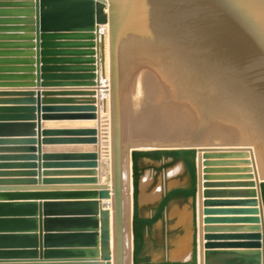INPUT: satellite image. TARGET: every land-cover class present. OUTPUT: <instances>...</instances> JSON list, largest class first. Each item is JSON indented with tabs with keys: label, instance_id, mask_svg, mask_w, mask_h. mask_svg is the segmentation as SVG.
<instances>
[{
	"label": "water",
	"instance_id": "obj_1",
	"mask_svg": "<svg viewBox=\"0 0 264 264\" xmlns=\"http://www.w3.org/2000/svg\"><path fill=\"white\" fill-rule=\"evenodd\" d=\"M21 1L28 15L33 16L32 8H37L36 35L29 38L36 39L39 67L54 65L44 67V75L38 70L42 87H77L81 91H74L75 95L90 97L84 102L62 104L65 106H42V92L36 94L38 114L79 113L65 119L77 121L65 123L72 130L56 132L74 137L63 140L66 146L61 150L69 154L57 157L64 162L45 163L44 168L79 169L64 173L81 178L67 180L72 184L59 188H8L75 191L69 199L78 201L46 202L41 206L39 219L46 234L40 235L47 249L45 257L63 255L85 262L102 261L96 264H126L125 199L129 182L124 172L130 157L132 264H199V243L205 264H210L211 256L218 257L220 264H264V0ZM26 22L34 21L30 18ZM107 25L109 90L97 82L96 66L98 48L102 78L106 81L105 33L100 35V27ZM62 64L68 66H58ZM29 71L33 72V68ZM28 78L33 80V76ZM98 90L110 93L113 153L108 184L98 179ZM39 123L0 121V135H34ZM21 143L34 144L35 140ZM211 152L240 153L246 159L251 153L247 164L252 176L251 181L220 186L234 190L214 192L210 190L211 183H204L205 227L199 240L197 158L200 162L229 156L208 154ZM179 161L184 164V171L178 175L181 184L173 185L167 171ZM35 168L34 163L0 164V169ZM38 177L41 183V172ZM144 178L145 194L153 197L146 203L142 200ZM203 179L209 178L206 175ZM213 195H239L235 196L239 200H213ZM96 200H110L112 210ZM173 210L178 211L180 221ZM158 224L162 225V249L168 256L165 260H155L156 252L162 255L161 246L154 245L155 252L151 251L146 239H153ZM214 224L248 226L227 230L211 228ZM183 247L190 250L189 258L177 253ZM52 249L63 251L49 252ZM220 254H234L236 258L227 261L225 257L219 259Z\"/></svg>",
	"mask_w": 264,
	"mask_h": 264
},
{
	"label": "crops",
	"instance_id": "obj_2",
	"mask_svg": "<svg viewBox=\"0 0 264 264\" xmlns=\"http://www.w3.org/2000/svg\"><path fill=\"white\" fill-rule=\"evenodd\" d=\"M21 0H0V84L17 83L19 86H0V121H22L34 120L36 124L34 135L29 134H1L0 135V164H36L35 169H0V264H86L102 261L85 262L81 258L64 257L63 255H52L50 258L45 257L44 242L40 234L45 235L44 224L40 223V213L42 205L46 202H75L78 200L69 199L75 191H24V190H9L8 188H40V186H49L51 188H59L61 186H70L65 184H72L67 180L77 177L76 175H66L64 172H74L79 169H56L44 168L45 163L64 162L58 161V155L64 156L65 151L61 148L66 145L63 140L74 137H66L59 135L56 132L64 130H72L65 127V123L70 124L71 120L66 118H73L74 114L79 113H55V112H37V92H42V106H65L62 104H75L73 102H84L87 98L80 95H75L74 91H81L77 87H42L43 81L38 78V70L41 69V74L44 75L43 68L46 66H54L53 64H41L39 67L38 51L36 39L31 40L30 35H36V10L34 6L33 16L28 15L25 11L28 9L20 6ZM33 19V24L27 23L29 19ZM32 28V29H28ZM61 40L59 42H65ZM71 42V41H70ZM98 42V41H97ZM31 44H35L32 47ZM97 51V74L99 76L97 82L104 85L105 80L102 78L101 64H100V50ZM65 58V57H59ZM70 64V63H69ZM58 66H68L62 64ZM33 68V72H30ZM30 76H33L31 80ZM28 78V79H27ZM33 85V86H24ZM84 89V88H83ZM90 90V88H86ZM98 92V91H97ZM106 94V93H105ZM103 92L97 93V105L101 111L104 105L102 98L107 99ZM92 98V97H91ZM46 104V105H43ZM98 117L101 121V116ZM107 112V111H106ZM103 110L101 111V115ZM99 183H110L112 179V168L109 160L106 162L102 158V126L99 127ZM50 132V133H46ZM25 140H35L34 144L21 143ZM25 148H35V151H26ZM45 148H52L45 151ZM33 156L34 159L26 157ZM45 156H53L45 160ZM61 160V159H60ZM101 165V166H100ZM42 173V181L40 183L38 174ZM47 173V174H46ZM201 176V175H199ZM221 177H212L210 182H235L233 179L226 181L220 179ZM202 180L199 177V192L197 194V217L199 226V240L202 233L203 225V192ZM239 182V181H236ZM8 189V190H7ZM214 192L220 190H234V188H214ZM223 192V191H221ZM71 194V195H70ZM25 196V197H23ZM38 196V197H33ZM239 195H213V200H239ZM29 198V199H28ZM33 198V199H32ZM35 198V199H34ZM66 198V199H63ZM128 196L126 197V199ZM99 201L104 208L110 205V200H96ZM129 202V201H128ZM128 210L126 208V264H132V230H131V207L130 202ZM33 205H36L35 207ZM127 205V204H126ZM250 207H212V209H245ZM180 213V212H179ZM182 213V212H181ZM174 217L177 216L178 211L173 210ZM180 215V214H179ZM185 215V214H184ZM59 216V215H53ZM149 216V215H148ZM187 217V216H186ZM214 217H228V216H214ZM230 217V216H229ZM244 217V216H239ZM45 218V216L43 217ZM57 218V217H54ZM178 218V216H177ZM179 216L178 221H180ZM202 218V219H201ZM175 219V218H174ZM186 219V218H185ZM36 221V224L33 222ZM114 218L113 213L110 215V249L114 252ZM160 225V226H159ZM240 226H248L246 224H227L211 225V228H226L227 230H238ZM53 232H62L61 229H53ZM162 225L158 224L153 231V239L147 236L148 249L155 252L154 245L161 246L162 255L155 253V260H165L162 246L164 245L162 236ZM155 238V239H154ZM44 248V249H43ZM154 249V250H152ZM50 250V249H49ZM160 250V249H158ZM160 250V251H161ZM62 249H52L49 252H62ZM220 251V250H219ZM222 251V250H221ZM235 251V250H227ZM34 253L37 257L34 258ZM44 253V255H43ZM190 250L185 247L184 252L180 255L189 258ZM199 264H205L204 257L201 255L199 243ZM203 258V259H202ZM211 256V260H215ZM227 261L236 258V255L230 254L225 257ZM88 259V258H87ZM101 258H99L100 260ZM202 260V261H201ZM221 262H218V264ZM217 264V263H214Z\"/></svg>",
	"mask_w": 264,
	"mask_h": 264
},
{
	"label": "rangeland",
	"instance_id": "obj_3",
	"mask_svg": "<svg viewBox=\"0 0 264 264\" xmlns=\"http://www.w3.org/2000/svg\"><path fill=\"white\" fill-rule=\"evenodd\" d=\"M105 54H106V66H105L106 81L104 83L107 84V83H109V75H108L109 54L107 51V47L105 48ZM104 94H105V96L106 95L108 96V92L104 91ZM104 100H106V110L101 108L103 110V114L101 115V119H100L101 120V126L103 129L102 130V138H103L102 145L104 144L103 145L104 147L102 146L103 148H105V143H104L105 142L104 135H105V131H106L105 125H106V123H108V121L105 119L106 118L105 116H107V113H108V110L110 107V99H108V98L105 99L103 97L102 98L103 105H104ZM228 154H229L228 158L212 157V158H208L206 160L203 159V161H200V162H199V160H197V162H199V163H197V167L199 166L198 169H199V175H201L200 177L204 178V176L207 175L209 178L208 181H204V179H203V181H204V182H202V188L203 189H205L203 186H204V183H206V182L209 184L210 183L212 184V187L210 188V190L214 189V188H223L220 186H223V184L225 182H210V181H212V177H215V178L221 177L220 179H223L225 181L227 179H230V180L233 179L232 181H235V182L236 181L245 182L248 180L251 181L250 177L252 176V173L250 172V166L247 164V160H249V159H246L244 157H240L241 156V155H239L240 153H228ZM102 158L105 159L104 160L105 162L107 160H109L110 164H112V162H111L112 158H111L110 154L108 153V151H106L105 149H103V151H102ZM204 163L207 165H205ZM127 166H128V164L125 163V168H126V171L128 173ZM202 167H205V168H202ZM204 171H207V173L204 174ZM147 182L149 183V179L147 180ZM179 183L177 182V184H179ZM175 184L176 183L174 182L173 185H175ZM128 201L130 202L131 215H132V195L131 194L128 195V198L125 201V206L127 207V210L129 208V204H128L129 202ZM125 210H126V208H125ZM128 212H130V211L128 210ZM127 219L128 218L126 217V212H125V223H127Z\"/></svg>",
	"mask_w": 264,
	"mask_h": 264
},
{
	"label": "bare ground",
	"instance_id": "obj_4",
	"mask_svg": "<svg viewBox=\"0 0 264 264\" xmlns=\"http://www.w3.org/2000/svg\"><path fill=\"white\" fill-rule=\"evenodd\" d=\"M107 13H108V9H107ZM103 33H105L104 34V36H105V48L107 47V51H108V54H109V32H108V25L107 26H102V27H100V35L101 34H103ZM108 75H109V77H110V62L108 63ZM109 83H107V84H105L104 83V85H102V88H107L108 90H109ZM101 88V87H100ZM98 92H99V94H100V92H103L104 93V91L103 90H98ZM106 92H108V96H107V98L108 99H110V93H109V91H106ZM98 111H99V108H98ZM99 115L101 116V111H99ZM106 118V120L108 121V123H106V125H105V127H106V131H105V135H104V140H105V148H103L104 146V144L103 145H101V147H102V151H103V149H105L106 151H108V153L110 154V156H111V158H112V149H111V110H110V107H109V110H108V113H107V116H105ZM98 122H99V127L101 126V121H99V117H98ZM103 130V129H102ZM107 148V149H106ZM101 151V152H102ZM148 151H153V149L151 150V149H148ZM228 153H231V152H214V153H208V154H213V155H216V154H228ZM246 153V152H245ZM249 153V152H248ZM249 156H250V158H249V160H251V153H249ZM197 160H198V158H197ZM203 161V160H202ZM112 162V161H111ZM197 163H199V162H197ZM203 163V162H202ZM205 164V163H204ZM199 165V164H198ZM202 165V164H201ZM200 165V166H201ZM101 166V165H100ZM203 166V165H202ZM205 166V165H204ZM199 167V166H198ZM251 167H253L252 165H251ZM111 168H112V165H111ZM127 168H128V173H127V171H126V168H125V180H126V178L128 177V182H129V194H131L132 195V191H133V186H132V170H131V159H130V157H129V163H128V166H127ZM202 168H205V167H202ZM184 171V164L182 163V161H179V162H177L176 163V165H174L173 167H171L168 171H167V173H168V175L171 177L170 179L172 180L171 182H175V183H177L178 181H179V177H178V175L180 174V173H182ZM127 173V174H126ZM148 173L149 172H147V175H148ZM146 175V176H147ZM145 178H144V183L142 182V189L144 190V192L142 193V200L144 201V203H146V202H148L149 201V199L150 198H153L151 195H147V194H145V188H147V184L145 185ZM148 183V182H147ZM153 194V193H152ZM154 194H156V193H154ZM150 197V198H149ZM125 201H126V199H125ZM198 206V205H197ZM109 208H110V205H109ZM112 210V209H111ZM126 211V210H125ZM112 214V213H111ZM202 219V218H201ZM114 222V221H113ZM160 226V225H159ZM205 227V226H204ZM155 239V238H154ZM184 249H185V247H183V248H180L178 251H177V253L178 254H181V252H184ZM152 250H154V249H152ZM158 250V249H157ZM159 251V250H158ZM162 254V253H161ZM200 255V254H199ZM203 257H204V255H203ZM220 258L219 259H224V257L225 256H221V254H220V256H219ZM203 259V258H202ZM202 261V260H201ZM204 262H205V258H204V260H203ZM218 262H220V261H218V257L217 258H215V260L213 261V259L211 260V258H210V261H209V263L210 264H214V263H217L218 264ZM220 264V263H219Z\"/></svg>",
	"mask_w": 264,
	"mask_h": 264
},
{
	"label": "built area",
	"instance_id": "obj_5",
	"mask_svg": "<svg viewBox=\"0 0 264 264\" xmlns=\"http://www.w3.org/2000/svg\"><path fill=\"white\" fill-rule=\"evenodd\" d=\"M109 206V205H108Z\"/></svg>",
	"mask_w": 264,
	"mask_h": 264
}]
</instances>
